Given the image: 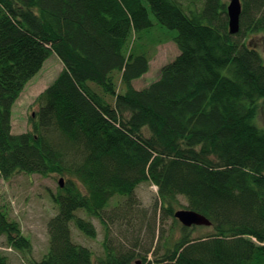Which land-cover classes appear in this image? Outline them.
<instances>
[{
    "label": "trees",
    "instance_id": "trees-1",
    "mask_svg": "<svg viewBox=\"0 0 264 264\" xmlns=\"http://www.w3.org/2000/svg\"><path fill=\"white\" fill-rule=\"evenodd\" d=\"M194 2L0 0V179L58 175L63 183L51 196L59 212L47 223L48 252L30 264H133L138 257L147 264L149 253L152 264H264V128L256 122L264 101V0H241L235 35L225 0H203L199 9ZM151 16L177 32L179 55L159 80L137 89L150 60L129 47L154 26ZM52 55L64 68L37 99L35 129L57 123L75 151L12 132L14 104ZM146 183L158 188L171 234L155 251L137 237L131 244L144 255L111 248L108 223L137 215ZM180 197L212 222L206 234L179 226ZM78 211L106 227L104 258L73 241L71 223L97 237ZM2 238L32 252L0 207ZM0 264H8L1 252Z\"/></svg>",
    "mask_w": 264,
    "mask_h": 264
},
{
    "label": "rangeland",
    "instance_id": "rangeland-1",
    "mask_svg": "<svg viewBox=\"0 0 264 264\" xmlns=\"http://www.w3.org/2000/svg\"><path fill=\"white\" fill-rule=\"evenodd\" d=\"M179 1L183 2L184 5L188 3V0ZM225 3L228 5L229 0H225ZM202 4L203 0H195L192 8L196 7L199 9ZM151 19L154 26L149 31L141 32L139 38H136L129 47V50L146 53L150 60L149 72L134 81V86L137 89H144L159 80L162 68L174 61L179 55V49L174 40L177 32L160 26L152 16ZM259 48L263 51L264 47L260 45ZM63 68L61 60L56 55H52L46 61L40 73L30 81L13 106L12 132L14 134L31 132L46 141L62 146L65 150L75 151L78 147L73 145L74 143L71 140L68 141L65 133L57 123L54 122L53 125L47 128L35 129L38 121L37 113L39 112L37 99L54 83ZM263 106L264 101L259 104L256 122L264 128ZM60 181L61 178L58 175L42 177L24 173H19L10 180L0 179V207L9 213L12 221L19 224L23 236L32 245L31 253H21L7 245V238H2L0 241V252L8 258V264H30V261H41L46 256L49 249L47 223L59 212L51 196L58 192ZM137 196L141 202L140 207L136 209L137 215H131V220L126 216L121 218V220L108 223L110 228L109 235L112 240L109 245L111 248L119 249L120 247V250L124 252L132 249L136 253L144 255V249L140 246H132L131 242L135 243L137 237H141L145 248L151 249L154 247L153 251H155L158 243H164V237L166 238L167 235L171 234L174 221L169 217L161 221V203L158 200V188L156 186L150 183L142 185L137 191ZM115 199V204H112L110 210L116 206L117 200ZM118 202L124 201L120 199ZM157 202L158 207H156ZM187 204V200L180 197L174 206L175 211L185 209L188 206ZM140 209L147 210L146 217L144 215L139 217L141 212L138 210ZM77 214L79 217L90 220L95 225L97 237L93 239L86 236L71 223L70 229L73 241L90 248L96 260L104 258L106 227L98 219L89 217L82 211H78ZM179 226L182 227L183 225L179 222ZM197 228L196 235H203L208 232L206 227ZM179 231V228L175 230L172 238L173 242L181 236ZM161 235L164 236L160 239ZM164 251L163 248L160 249V253H164ZM147 258L150 262L147 264H152L155 261L152 253H149ZM137 260L133 264H143V260L140 257Z\"/></svg>",
    "mask_w": 264,
    "mask_h": 264
},
{
    "label": "water",
    "instance_id": "water-1",
    "mask_svg": "<svg viewBox=\"0 0 264 264\" xmlns=\"http://www.w3.org/2000/svg\"><path fill=\"white\" fill-rule=\"evenodd\" d=\"M226 11L229 20V33L231 35H235L240 29V18L242 15L241 0H229ZM60 186L63 187L62 180L60 181ZM175 219L178 220L185 228L212 226V222L206 216L190 209H181L176 211Z\"/></svg>",
    "mask_w": 264,
    "mask_h": 264
}]
</instances>
